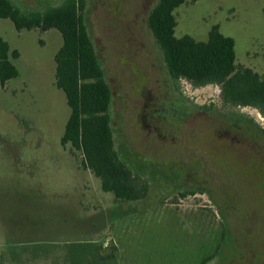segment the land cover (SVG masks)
I'll return each instance as SVG.
<instances>
[{
    "label": "rangeland",
    "instance_id": "374dc122",
    "mask_svg": "<svg viewBox=\"0 0 264 264\" xmlns=\"http://www.w3.org/2000/svg\"><path fill=\"white\" fill-rule=\"evenodd\" d=\"M64 0H12L24 11ZM157 0H84L111 91L114 146L148 184L117 201L61 136L70 113L55 85L58 30L0 37L19 51L0 84V264H264L263 115L224 104L214 84L176 86L147 25ZM175 35L234 40L235 63L264 78V0H187ZM115 247L114 257L102 259Z\"/></svg>",
    "mask_w": 264,
    "mask_h": 264
},
{
    "label": "trees",
    "instance_id": "16d2710c",
    "mask_svg": "<svg viewBox=\"0 0 264 264\" xmlns=\"http://www.w3.org/2000/svg\"><path fill=\"white\" fill-rule=\"evenodd\" d=\"M84 0H64L42 11H24L12 0H0V18L12 21L16 30L54 28L62 44L54 55L55 85L65 95L70 113L61 136L82 155L81 164L100 179L103 191L117 201L143 198L148 184L136 177L114 146L109 113L111 91L82 15ZM187 0H157L147 16V25L160 47L167 71L176 86L180 80L191 85L214 84L220 88L224 104L250 106L264 117V78L248 67L235 63L234 40L222 34L217 25L205 41L190 35H175L174 10ZM19 51L0 37V84L16 77L12 59ZM264 136V125L260 128ZM102 259L114 257L115 247ZM111 264V263H107Z\"/></svg>",
    "mask_w": 264,
    "mask_h": 264
}]
</instances>
